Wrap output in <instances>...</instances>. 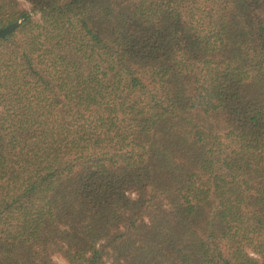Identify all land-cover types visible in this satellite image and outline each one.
<instances>
[{
	"label": "trees",
	"instance_id": "1",
	"mask_svg": "<svg viewBox=\"0 0 264 264\" xmlns=\"http://www.w3.org/2000/svg\"><path fill=\"white\" fill-rule=\"evenodd\" d=\"M25 1L0 264H264V0Z\"/></svg>",
	"mask_w": 264,
	"mask_h": 264
},
{
	"label": "water",
	"instance_id": "2",
	"mask_svg": "<svg viewBox=\"0 0 264 264\" xmlns=\"http://www.w3.org/2000/svg\"><path fill=\"white\" fill-rule=\"evenodd\" d=\"M20 25V22L12 23L6 27L0 28V39L12 34Z\"/></svg>",
	"mask_w": 264,
	"mask_h": 264
},
{
	"label": "rangeland",
	"instance_id": "3",
	"mask_svg": "<svg viewBox=\"0 0 264 264\" xmlns=\"http://www.w3.org/2000/svg\"><path fill=\"white\" fill-rule=\"evenodd\" d=\"M21 2L23 3V5H25V7H28V6H29V5L26 3L25 0H21ZM56 260L59 261V262H61V263H63V259L60 258V257H57Z\"/></svg>",
	"mask_w": 264,
	"mask_h": 264
}]
</instances>
